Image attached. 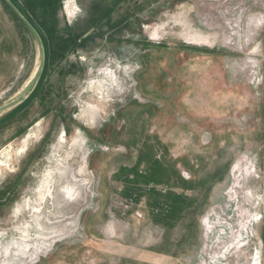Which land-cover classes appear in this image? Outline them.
Listing matches in <instances>:
<instances>
[{
	"label": "rangeland",
	"instance_id": "rangeland-1",
	"mask_svg": "<svg viewBox=\"0 0 264 264\" xmlns=\"http://www.w3.org/2000/svg\"><path fill=\"white\" fill-rule=\"evenodd\" d=\"M64 1L60 0L59 14L65 24L86 32L81 25L86 14L77 0L74 15L65 12ZM137 1L136 37L129 34L128 14L120 19L111 11L108 16L116 28L111 44L106 42L99 51L82 50L70 56L65 67L53 64L56 72L38 99L0 128V264H103L98 257L112 248L98 247L96 212L112 197L103 199L98 193L96 173L104 162L92 157L96 146L89 143L87 132L118 118L112 128L117 139L125 138L126 132L120 130L126 122L123 114L134 103L144 105L147 92L176 87L188 94L197 89L217 95V114L179 116L180 122L194 126V147L198 149L194 140L200 138L204 143L214 137L219 146L230 143L224 147L226 156L217 162L218 173L225 169L224 181L211 192L199 218L194 258L179 261L251 264L253 258L254 264H264V0ZM21 2L40 18V1ZM79 2L87 6L92 1ZM3 38L13 45L9 52H1L0 42V112L25 97L41 64L34 34L0 0ZM150 56L153 62L147 67ZM60 71L64 79L55 89L52 81ZM165 116L154 117L153 122ZM108 132L106 142L112 139ZM166 132L159 134L167 137ZM30 133L26 150L16 155ZM222 224L230 226L226 236L217 227ZM175 261L157 258L153 264ZM121 262L105 259L104 264Z\"/></svg>",
	"mask_w": 264,
	"mask_h": 264
},
{
	"label": "crops",
	"instance_id": "crops-1",
	"mask_svg": "<svg viewBox=\"0 0 264 264\" xmlns=\"http://www.w3.org/2000/svg\"><path fill=\"white\" fill-rule=\"evenodd\" d=\"M38 1L40 18L32 16L45 31L51 45L48 84L56 72L53 64L65 67L70 56L82 50L99 51L107 45L106 42L111 44L116 30L112 29L113 22L108 16L111 11L118 12L120 19L128 14L129 34L136 37L133 36V27L138 18L134 13L137 0H115V7L112 5L114 0H90L92 2L87 6L77 0L86 14L81 25L86 28L83 30L87 34L78 32L80 28L65 24L59 14L60 0H54L52 5ZM124 9L128 13L120 12ZM0 42L1 52H9V46L13 44L7 43L6 38ZM134 44L137 45L136 42ZM110 50L115 56L116 49L112 47ZM152 62L151 56L146 58L147 67ZM63 75L64 72L54 75L52 82L55 89ZM58 89L59 96L62 88ZM216 98L213 91L207 90L196 89L189 94L178 87L161 93L151 91L147 92L144 105L134 103V107L123 114L122 120L126 122L120 130L126 132L125 138L120 136L117 139L116 129L112 128L118 118L96 130H88L86 138L96 146L92 157L98 156L99 162H104L101 172L96 173L98 193L103 199L112 197L107 205L102 203L96 212L98 247L112 248V251L103 252L98 257L103 264L105 259H118L121 264H153L157 258H176V264H183L179 259L194 258L200 242L199 218L209 204L211 192L224 181L225 169L221 167L222 172L218 173L217 162L226 156L224 147L230 143L219 146L214 137L204 143L200 142V138L194 140L199 143L196 149L192 139L194 126L189 122H180L179 116L217 114L220 109L215 104ZM159 115L166 116L153 122L154 117ZM169 115L174 117H167ZM162 131H167V137L160 136ZM107 132L112 137L110 142L105 141ZM187 134H190L189 141ZM102 149L106 152L103 153ZM91 165L93 167L92 161ZM110 200L117 204L118 210ZM125 202L129 204L125 205Z\"/></svg>",
	"mask_w": 264,
	"mask_h": 264
},
{
	"label": "water",
	"instance_id": "water-1",
	"mask_svg": "<svg viewBox=\"0 0 264 264\" xmlns=\"http://www.w3.org/2000/svg\"><path fill=\"white\" fill-rule=\"evenodd\" d=\"M4 1L15 12L20 20L29 28V30L37 39L41 52V64L37 77L25 97L17 104L0 113V128L21 116L38 99L48 79L51 60L50 42L47 35L43 28L37 23L32 14L21 2V0Z\"/></svg>",
	"mask_w": 264,
	"mask_h": 264
},
{
	"label": "bare ground",
	"instance_id": "bare-ground-1",
	"mask_svg": "<svg viewBox=\"0 0 264 264\" xmlns=\"http://www.w3.org/2000/svg\"><path fill=\"white\" fill-rule=\"evenodd\" d=\"M64 10L66 13H68V15H74L76 13V11L78 10V6L75 2V0H65L64 1ZM125 70V69H124ZM114 78V75L110 76L109 77V80L113 79ZM93 84L91 83L89 87H91ZM98 111H95L94 109H92V113L93 114H97ZM65 132L63 131L62 132V135H64ZM33 136L32 133L28 134L21 142L20 146L17 148L16 150V155H21L27 148L28 146V143H29V139ZM72 140V139H71ZM83 140V139H82ZM64 140L62 138H60V142H63ZM82 143V142H81ZM12 153V151H11ZM8 154V153H7ZM11 155V154H10ZM240 162H243V161H238L237 164H240ZM199 183V182H198ZM174 189V188H173ZM153 192V191H152ZM196 192V191H195ZM188 193V192H187ZM189 196V195H188ZM187 196V197H188ZM159 197V196H158ZM172 199V198H171ZM186 199V198H185ZM185 203V202H184ZM188 204V203H187ZM168 207V206H167ZM172 207V206H170ZM163 209V208H162ZM176 216V215H175ZM170 223V222H169ZM227 225H218L217 227L220 228V230L224 231V234L225 236L227 235V228H226ZM255 226H256V223L254 225V229H255ZM227 227H230V226H227ZM239 227V226H238ZM241 227V226H240ZM252 229V228H251ZM209 233V232H208ZM213 234V233H212ZM239 234V233H238ZM218 236V234H217ZM235 236V235H234ZM254 236L256 237V235L254 234ZM253 236V237H254ZM219 238V237H218ZM47 239V238H46ZM49 239V238H48ZM220 239V238H219ZM219 242H222V241H219ZM249 246V245H248ZM240 248V247H239ZM242 250V249H241ZM258 254V253H257ZM176 259V258H175ZM251 264H254L253 263V258H251Z\"/></svg>",
	"mask_w": 264,
	"mask_h": 264
},
{
	"label": "trees",
	"instance_id": "trees-1",
	"mask_svg": "<svg viewBox=\"0 0 264 264\" xmlns=\"http://www.w3.org/2000/svg\"><path fill=\"white\" fill-rule=\"evenodd\" d=\"M8 5V4H7ZM9 6V5H8ZM14 12V11H13ZM15 13V12H14ZM20 19V18H19ZM25 25V24H24ZM26 26V25H25ZM27 27V26H26ZM28 28V27H27ZM29 29V28H28ZM50 42V41H49ZM50 51H51V45H50ZM51 63V60H50Z\"/></svg>",
	"mask_w": 264,
	"mask_h": 264
},
{
	"label": "built area",
	"instance_id": "built-area-1",
	"mask_svg": "<svg viewBox=\"0 0 264 264\" xmlns=\"http://www.w3.org/2000/svg\"><path fill=\"white\" fill-rule=\"evenodd\" d=\"M135 95H136V94H134V96H133V97H134L135 99H137ZM135 99H134V100H135Z\"/></svg>",
	"mask_w": 264,
	"mask_h": 264
}]
</instances>
